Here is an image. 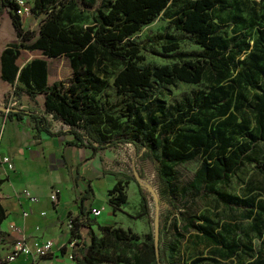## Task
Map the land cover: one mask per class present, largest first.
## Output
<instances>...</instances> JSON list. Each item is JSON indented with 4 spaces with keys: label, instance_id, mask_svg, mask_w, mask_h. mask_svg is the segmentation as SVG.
Returning a JSON list of instances; mask_svg holds the SVG:
<instances>
[{
    "label": "trees",
    "instance_id": "16d2710c",
    "mask_svg": "<svg viewBox=\"0 0 264 264\" xmlns=\"http://www.w3.org/2000/svg\"><path fill=\"white\" fill-rule=\"evenodd\" d=\"M31 2L30 11L43 14L36 29L22 25L12 0H0V12L5 9L9 13L18 38V42L6 45L1 51L0 75L11 82L12 95L26 93L34 97L41 93L43 108L39 112L10 106L7 115L19 118L27 113L35 129L48 133L52 131L47 115L57 118L66 124L65 130L73 134L74 142L86 144L93 150L130 142L134 148L141 149L143 157L154 162L157 175L166 186L175 178V165L199 154L203 158L191 179L177 189L180 198L184 199L187 194L192 197L200 193L217 195L226 205L241 206V217L251 218V229L260 234L264 228L263 200L249 190L237 195L219 192L215 186L226 184L244 162H250L247 150L264 138V26L252 39L248 60H243V67L235 72L238 83L254 89L255 93L248 103L254 116L253 129L241 131L240 141L234 143L231 132L210 124L207 111L219 102L215 90L197 93L191 101L184 99L170 107L158 95L162 83L197 82L205 71L219 82L231 66L235 67L234 56L248 47V41L243 39L234 43V49L217 30L210 14L217 0H79L84 7L92 9V21L88 24L75 23L73 15L65 10L69 8L68 0ZM169 5L174 7L170 18L172 25L190 33L201 49L180 50L177 37L162 32L157 35L162 49L159 54L169 56L172 61L142 62L141 44L132 34ZM19 47L39 48L48 56L65 54L72 68L71 75L47 85L45 62L39 58L31 59L16 73L13 60ZM109 78L119 96L115 102H110L105 92ZM225 102L229 104V98ZM121 117L125 120H120ZM121 181L116 179L107 191L113 212L126 200ZM134 181L141 204L145 205L141 186ZM80 209L82 212L81 206ZM4 216L0 203V221ZM71 221L68 238L81 239L83 232L88 236L83 251L71 252L74 264L103 261L182 264L173 259L175 245L159 238L160 229L157 253L153 237L146 232L143 248L129 255L117 251L116 246L118 242L137 239L136 232L113 224H99L100 233L97 234L91 229L92 218L73 216ZM188 226L200 239L225 247L226 257L234 255L239 248L236 241H226L217 231V221L205 214L188 217L184 228ZM205 259L204 256L192 257L187 264H200ZM247 264H264V253Z\"/></svg>",
    "mask_w": 264,
    "mask_h": 264
},
{
    "label": "rangeland",
    "instance_id": "374dc122",
    "mask_svg": "<svg viewBox=\"0 0 264 264\" xmlns=\"http://www.w3.org/2000/svg\"><path fill=\"white\" fill-rule=\"evenodd\" d=\"M67 5L69 8L65 10L73 15L75 23L88 24L92 21L91 9L85 8L79 2L74 6L72 0H68ZM173 9L172 5L162 9L151 21L132 34L141 44L142 62L161 64L172 61L169 56L159 54L162 49L157 35L162 32H169L176 36L180 50L199 51L201 49V46L193 41L190 33L176 29L172 25L170 18ZM210 14L217 30L228 45L235 49L234 43L246 39L248 47L234 56L235 67L231 66L227 75L219 82L205 71L197 82L177 80L175 84L162 83L158 95L170 107L183 102L184 99L191 101L197 93L204 94L215 90L219 96V102L207 111L210 124L219 125L225 132H231L233 135L231 141L237 143L240 141L241 131L253 129L254 116L248 103L253 100L255 91L250 87L241 86L235 72L243 67V60H248L247 53L252 50V39L256 37L258 29L264 26V0H217ZM27 15L31 17L29 24L34 22L32 29H36L38 23L36 14L30 11V13L22 14L21 19ZM105 92L110 102L118 100L119 96L115 93L110 78ZM227 98H229V104L225 102ZM120 120L124 121L125 118L121 117ZM107 154L112 156L109 159V167H119L126 173L120 183L126 194V200L120 203L114 216L110 214L113 220L116 219L111 224L130 229L139 235L135 240L118 242L117 251L130 255L137 248H143L146 232L153 237V243L157 239L158 245V229H160L159 238L175 245L173 259L182 264H187L192 257L196 256L206 257L200 264H247L260 253H264V228L260 234H256L250 227L251 218L241 217L243 211L241 206L234 203L226 205L219 196L214 194L200 193L195 197L187 194L184 199L180 198L177 189L189 182L195 168L203 158L201 155L197 154L175 165V178L169 186H166L158 177L154 162L143 157L141 149L134 148L130 142L109 147ZM247 154L251 161L244 162L226 184H217L215 188L222 193L237 195H243L249 190L256 193L257 197L264 202V138L253 143L247 150ZM134 180L138 181L145 195V205L141 204ZM94 189L95 198L102 200V192L97 188ZM109 196L107 193V199ZM104 207L103 210L100 209L102 218L108 216L107 208ZM201 214L217 221V231L224 235L226 241L234 240L238 243L239 248L234 255L226 257L225 247L200 239L191 226L184 228V222L188 217ZM77 243L78 246L83 245L80 240ZM213 259L218 262L216 263ZM102 264L111 263L106 261Z\"/></svg>",
    "mask_w": 264,
    "mask_h": 264
},
{
    "label": "crops",
    "instance_id": "0c3cea01",
    "mask_svg": "<svg viewBox=\"0 0 264 264\" xmlns=\"http://www.w3.org/2000/svg\"><path fill=\"white\" fill-rule=\"evenodd\" d=\"M77 1L74 0V6L78 4ZM42 16V13L36 14L37 22ZM30 18V15L22 19L20 16L25 28L32 29L34 22L29 24ZM14 42H18V38L10 15L4 9L0 12V54L6 45ZM33 58L44 60L47 85L72 73L65 54L48 56L39 48L24 47L18 48L13 60L17 67L16 73ZM11 90V82L0 75V155H7L12 162L11 168L5 171L0 168V203L5 213L0 221V257L11 251L12 242L19 235L8 226L13 222L25 234L28 242L49 238L53 243L51 251L45 256L32 258L18 253L10 264H65L70 261L72 251H83L88 242V236L84 232L81 239L68 241V232L64 228L65 219L73 216L79 219L92 218L91 229L97 234L100 233L99 224L115 222L116 219L113 220L110 214L114 216L117 209L112 211L106 197L107 191L116 179H122L126 173L119 167H109L112 156L107 154V150L111 146L93 150L86 144H77L73 134L65 130L66 124L57 118L47 115L50 120L48 127L52 131L48 133L35 129L27 113L19 118L8 116L10 106L39 112L43 108L41 93L30 97L26 93L12 95ZM51 186L58 188L55 201L49 196ZM88 187L90 188L87 189ZM22 188H27L36 196V200L29 201L18 196L17 192ZM94 188L102 192V200L95 198ZM91 206L102 210L106 206L108 216L100 217L102 210L93 216L89 212ZM22 209L27 211L26 215L21 214ZM78 240L84 245L78 246Z\"/></svg>",
    "mask_w": 264,
    "mask_h": 264
},
{
    "label": "built area",
    "instance_id": "2783aa9c",
    "mask_svg": "<svg viewBox=\"0 0 264 264\" xmlns=\"http://www.w3.org/2000/svg\"><path fill=\"white\" fill-rule=\"evenodd\" d=\"M15 4V11L16 13L21 16L22 14L30 13V1L31 0H12ZM12 167V162L10 158L7 155H0V168L5 171ZM58 192V188L55 186L50 187V198L51 200H56V195ZM18 196L21 195L25 198H27L29 201H35L36 196L29 192L27 188H22L18 192ZM44 211H41L43 213ZM89 212L95 216L100 212L99 207L91 206L89 208ZM22 215H26L27 211L25 209L21 210ZM9 228L19 233L18 236H15L13 242H12V249L11 251L4 257H0V264H10V261L18 254L22 253L25 255H29L32 258H37L41 256L47 255L52 248V240L49 238H44L41 240L33 239L32 241L28 242L26 239V236L24 233L20 231V229L13 223L10 222L8 224ZM72 226L71 217H67L64 221V228L68 232L69 237V231ZM68 241H75L77 240V237L68 238ZM65 264H74L73 259L71 258L68 263Z\"/></svg>",
    "mask_w": 264,
    "mask_h": 264
},
{
    "label": "water",
    "instance_id": "95a60500",
    "mask_svg": "<svg viewBox=\"0 0 264 264\" xmlns=\"http://www.w3.org/2000/svg\"><path fill=\"white\" fill-rule=\"evenodd\" d=\"M4 108H6V106ZM154 249L155 253H157V239L154 240Z\"/></svg>",
    "mask_w": 264,
    "mask_h": 264
}]
</instances>
